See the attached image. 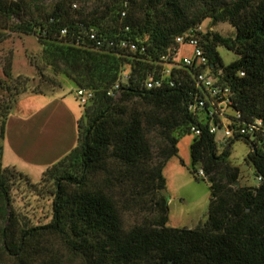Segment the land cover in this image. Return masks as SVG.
Segmentation results:
<instances>
[{
  "label": "trees",
  "instance_id": "obj_1",
  "mask_svg": "<svg viewBox=\"0 0 264 264\" xmlns=\"http://www.w3.org/2000/svg\"><path fill=\"white\" fill-rule=\"evenodd\" d=\"M31 1L36 0L0 1V20ZM71 1L59 0L41 21H22L17 31L37 33L46 55L67 62L82 78H72L74 83L93 96L82 104L77 145L43 172L55 184L47 223L21 224L11 211V171L2 167L0 145V264H264V143H255L245 156L259 183L239 186L240 169L229 163L238 139L218 151L207 123L187 109L189 82L141 85L148 74L156 77L157 62L178 46L179 35L207 18L212 24L227 21L235 28L233 37L202 30L200 43L210 64L221 70L220 82L232 89L231 108L245 121L264 122V0H109L89 14L78 11V18L66 7ZM90 27L108 38H129L145 51L134 56L97 50L86 34ZM62 29L67 30L63 36ZM218 46L238 57L224 64ZM123 63L130 65L131 79L113 99L107 92ZM1 112L2 139L9 113ZM193 124L199 135L190 132ZM151 133L162 141L157 155ZM184 134L193 135L190 171L196 177L203 171L211 193L207 220L194 228L167 225L168 200L162 193L163 167L178 155ZM134 210L151 216L126 227L124 213Z\"/></svg>",
  "mask_w": 264,
  "mask_h": 264
},
{
  "label": "rangeland",
  "instance_id": "obj_2",
  "mask_svg": "<svg viewBox=\"0 0 264 264\" xmlns=\"http://www.w3.org/2000/svg\"><path fill=\"white\" fill-rule=\"evenodd\" d=\"M0 1L11 5L17 0ZM58 1H31L24 10L0 20V122L2 110L10 115L8 139L0 138L2 167H5L4 164L17 165V169L8 166L11 173L7 174L11 176L10 209L21 224H44L51 219L55 184L51 174L42 171L45 164L50 161L56 163L59 157L63 154L64 157L77 145V121L83 113V106L75 95L78 86L72 79H80L81 76L73 72L63 59L58 64L52 57L49 58L37 33L17 31L22 21H41L54 10ZM106 2L109 0H72L70 6L69 2L66 3V7L73 18H78V11L89 14L95 8L102 9ZM107 21L109 24L113 22L111 19ZM201 27L203 31L217 32L225 37L235 35V28L227 21L212 24L207 18ZM217 50L224 64L238 57L224 46H218ZM181 53L191 55V48L182 47ZM7 68L10 74H6ZM127 70H130V65L123 63L118 77ZM22 87L26 88L25 92L18 91ZM96 104L97 101L90 105L93 108ZM86 122L84 118V126ZM220 134L221 130L217 135ZM148 137L157 155L161 138L157 133L148 134ZM192 139V134L181 136L178 155L170 157L163 167L169 207L167 225L170 227L194 228L203 225L208 217L211 193L207 176H200L197 171L196 177L189 168ZM73 143L74 147L71 148ZM23 144L27 148H19ZM222 149L223 146L218 145V151ZM250 149V145L242 139L235 140L231 145L229 163L240 169L239 186H255L260 181L253 166L245 160ZM70 162L72 160L66 161L67 164ZM150 216L148 211H126L125 226L129 227Z\"/></svg>",
  "mask_w": 264,
  "mask_h": 264
},
{
  "label": "built area",
  "instance_id": "obj_3",
  "mask_svg": "<svg viewBox=\"0 0 264 264\" xmlns=\"http://www.w3.org/2000/svg\"><path fill=\"white\" fill-rule=\"evenodd\" d=\"M75 6V5H74ZM125 12H122L124 16ZM128 30V27H125ZM201 25L189 28L176 38L177 47L172 52L165 54L157 62L161 68L156 77L148 74L141 81L146 89L182 86L186 81L192 87L187 109L196 115L199 121L207 123L209 132L214 134L218 145L223 148L229 145L230 139H248L250 147L254 144L264 143V122L261 119L245 121L238 111L231 108L232 89L219 80L221 70L210 64L201 43L199 32ZM67 33L61 30V35ZM88 39L97 50L128 51L132 55H141L145 47L129 38H108L90 27L86 30ZM182 47H190L191 55L182 54ZM240 72V75H243ZM131 79L130 70L122 71L118 79L108 89L109 97L116 99L124 85ZM76 98L81 104H87L93 96L89 89L78 87L75 91ZM221 130V134L217 135ZM193 135H199L201 129L196 124L190 126ZM199 175L204 176L202 170ZM260 180V177H258Z\"/></svg>",
  "mask_w": 264,
  "mask_h": 264
},
{
  "label": "crops",
  "instance_id": "obj_4",
  "mask_svg": "<svg viewBox=\"0 0 264 264\" xmlns=\"http://www.w3.org/2000/svg\"><path fill=\"white\" fill-rule=\"evenodd\" d=\"M39 94H42V93H45V92H38ZM9 117H10V115L8 116V118L6 119V122H5V132H4V140H6V139H8V136H9V134H10V121H9ZM10 137H11V139H12V136L10 135ZM27 144V143H26ZM23 147H26L27 148V145H20L19 146V148H23ZM72 147H74V143L72 144V146H71V148ZM25 148V149H26ZM26 151V150H25ZM64 155V154H63ZM62 155V156H63ZM61 156V157H62ZM61 157H59V159L61 158ZM58 159V160H59ZM57 160V161H58ZM2 161H3V153H2ZM54 162H52V161H50V162H48L47 164H45L46 166H45V168L43 169V171L48 167V166H50L51 164H53ZM2 164H3V162H2ZM4 166H14L15 168H16V166L17 165H15V164H4ZM17 169V168H16ZM21 171V170H20ZM43 171H42V173H43ZM23 172V171H22ZM25 174H26V172H24Z\"/></svg>",
  "mask_w": 264,
  "mask_h": 264
},
{
  "label": "water",
  "instance_id": "obj_5",
  "mask_svg": "<svg viewBox=\"0 0 264 264\" xmlns=\"http://www.w3.org/2000/svg\"><path fill=\"white\" fill-rule=\"evenodd\" d=\"M162 193H163L164 195H166V191H165V189H162Z\"/></svg>",
  "mask_w": 264,
  "mask_h": 264
}]
</instances>
